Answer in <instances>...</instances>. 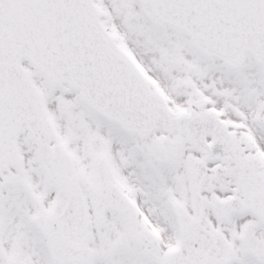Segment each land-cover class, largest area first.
<instances>
[{
  "label": "water",
  "instance_id": "1",
  "mask_svg": "<svg viewBox=\"0 0 264 264\" xmlns=\"http://www.w3.org/2000/svg\"><path fill=\"white\" fill-rule=\"evenodd\" d=\"M141 1L162 21L186 30L205 53L221 56L231 66L246 49L257 61L264 58V0ZM21 56L54 81L81 87L97 111L126 129L144 136L153 128H175L179 142L190 140L215 159L249 170L253 210L264 221V176L240 158L223 123L208 110L173 115L106 35L90 0H0V167L15 161L19 129L28 127L43 146L54 137L39 95L19 64ZM104 203L119 210L127 206L114 188ZM138 239L150 250L157 246L148 233Z\"/></svg>",
  "mask_w": 264,
  "mask_h": 264
},
{
  "label": "rangeland",
  "instance_id": "2",
  "mask_svg": "<svg viewBox=\"0 0 264 264\" xmlns=\"http://www.w3.org/2000/svg\"><path fill=\"white\" fill-rule=\"evenodd\" d=\"M93 3L99 12L101 23L113 36L115 43L129 55L152 89L163 95L169 108L174 111H191L197 104L204 101L206 107L222 110V117L226 122L242 121L245 127L237 130V133L254 135L258 140L257 142L264 148V122L262 120L264 115V78H261L264 76V66L256 68L250 60H246L245 68L242 71L225 75L219 63L203 57L199 58L191 43L189 45L185 39V46L181 44L182 41L179 39L178 42L182 45L179 49L175 45L169 46L167 49L161 34L154 30L152 23L154 16L148 8L140 7L136 0H93ZM177 54L191 64L199 65L201 67L199 75L183 73L177 65ZM27 69L41 92L47 115L57 133L58 144L64 146L68 152L65 172L66 177L70 179L66 183L61 181L65 173L56 174L57 191L48 189L42 179L39 183V176L41 175L42 178L43 173L39 163L32 158L29 151L34 148L35 143L29 138L27 132L20 136L19 144H21L20 147L24 152L25 166L20 165L18 167L17 176L23 178L26 176L25 183L30 182L32 187L31 192H29L22 190L21 186L18 185L16 187H13V184L9 186V189L12 190L11 195L16 196L13 193L15 188L21 191L19 198L24 209L19 211L14 208L6 215V228L2 231L0 229V232L6 236V244L2 245L0 255L15 257V262L12 261L10 264H46L47 240L35 227L37 219L40 218L37 214V211L40 212L37 208L39 194L45 206L42 216L50 214L48 206L53 201L56 205L53 213L65 212L63 216L67 235L65 241L72 242L70 245L74 247V243H77L82 256L88 254L89 264H138L144 257L139 253L141 251L139 248L132 247L125 250V245L123 250L118 247L115 254L109 255L107 253L108 248L105 244L107 240H103L101 236L104 235L107 238L108 235V239L113 244L116 243L115 239L118 235L114 225L121 224L119 231L122 236H119L124 239L125 229L122 226L123 222H121L123 219L113 214H107L105 221L109 225V232L107 233V230L101 226V218L94 216V213L98 212V208L89 203V193L80 189V184L74 182V176L80 173L92 179L94 175L98 174L96 170L98 161L91 157V153L94 154L99 146L105 148L104 145L106 144L114 160L113 172L118 171L116 174L121 175L119 182L125 187H131L132 196L136 199L140 210L143 211V206L149 214H152L156 213L157 210L163 211L164 208L161 198L156 197L153 200V196L161 192L159 191L161 187L157 186L156 188L152 185L149 175L144 171V169L152 168L133 164L134 170L131 171V175V166L128 169V163L123 166L118 163L123 152L118 150L117 142L124 140V135H122L119 126L100 119L81 103H75L74 99L67 93L68 88L62 86L58 88L50 84L35 70ZM202 84H205V87ZM242 84H246V87H242ZM213 88L217 90V94H213ZM57 92L62 93L61 98L57 97ZM144 148L146 149V147L139 149L143 150ZM181 162H185V160H181ZM129 174L132 176L131 180ZM161 177H165L166 181L170 179L169 181L173 182L170 172L162 173ZM29 178L32 180L29 181ZM89 182L92 183V181ZM70 191L73 194L78 193L79 197L75 195L71 200H68L66 194H70ZM218 196L220 197L221 193H218ZM82 201L88 206L87 222H84L83 214H81ZM75 202L80 206L78 209L73 206ZM34 215H36L35 218H33ZM216 215L218 218L223 216L218 209ZM229 220L228 225L231 228H237L241 225L233 217H229ZM228 233L229 231L215 232L214 234L221 236L227 243L226 245L221 238L216 239L219 246H222L221 252H227L230 245L232 250H235L241 258V241L235 240L232 243L230 236L227 237ZM157 235L161 248L155 256L160 258L163 250L177 245L178 234L172 231L170 226H166L165 230L157 229ZM201 242L207 241L199 239L194 246H202ZM147 262L158 264L157 260H151L150 257L147 258L145 264ZM232 264L237 263L233 262ZM241 264H247V261H243Z\"/></svg>",
  "mask_w": 264,
  "mask_h": 264
},
{
  "label": "flooded vegetation",
  "instance_id": "3",
  "mask_svg": "<svg viewBox=\"0 0 264 264\" xmlns=\"http://www.w3.org/2000/svg\"><path fill=\"white\" fill-rule=\"evenodd\" d=\"M131 157L134 158L132 156V152H131ZM123 161H127V158L124 157L123 158ZM197 195H199V193H197ZM98 198H99V196L97 197V199ZM97 199L94 200V203L97 202ZM187 203H188L189 206L193 207V201H192V199H187ZM172 205L176 208V205H175L174 202L172 203ZM204 206H205V208L207 210H210V203L209 202H206L204 204L203 203V199L200 198V209H202ZM100 209H101V206H100ZM182 209H184V208H182ZM122 215H125V214H122ZM132 216L134 218V224L132 223V220L128 219V222L130 224L131 229L133 227L134 228H137V227L140 228V227H142L143 225L139 224L136 221V218H135L134 214H132ZM194 218L195 217L193 216V218H188L187 220L183 221L181 223V227L185 231H191V230L193 231V230H196L198 228V222L200 221V218H197L196 220ZM156 222H158V221H156ZM132 232H134V231H132ZM245 233H247L246 234L247 238H249L253 243H258L259 244V247H258V254L260 255L259 260H260L261 263L264 264V234H263V232L259 229V227H258L257 224H255V223H248L245 226ZM206 256H208L209 258L213 259L216 255L213 254V255H206ZM206 256H204V257H206ZM175 262H176V260L175 259H172V263L174 264ZM5 264H8V263L5 262ZM190 264H197V263H195V261H190ZM198 264H203V259L201 260V262H198Z\"/></svg>",
  "mask_w": 264,
  "mask_h": 264
},
{
  "label": "bare ground",
  "instance_id": "4",
  "mask_svg": "<svg viewBox=\"0 0 264 264\" xmlns=\"http://www.w3.org/2000/svg\"><path fill=\"white\" fill-rule=\"evenodd\" d=\"M143 7H144V6H143ZM157 25L159 26V24H157ZM158 26H156V27H158ZM158 28L163 29V28H165V25H161V26H159ZM166 30H167L168 32L174 34V35H180V36H182V38L184 37V38L187 40V43L189 44V39H188L187 35H185V33H181V32H179V31H177V33H176V32H174V29L171 28V27H168ZM244 56H245V57H244ZM243 57H244V60H243V62L241 63L240 68H239L238 70H235L234 72L242 71V70L245 68L246 60H250V61H251L250 56H249L248 54H244ZM215 61H216V63H219L220 65L222 64L221 61L218 60V59H216ZM251 62H252V61H251ZM22 63L24 64V61H22ZM250 64H251V63H250ZM253 65H254L256 68H262V67L264 66V61H262V65H260V63L257 64V65H255V64L253 63ZM24 66H26V67L28 66L27 62L24 64ZM263 68H264V67H263ZM42 76H43V75H42ZM43 77H44V76H43ZM67 93L69 94V96H72V98H73L74 100H76L77 103H79V104L81 103V102H79V101H82V100H81V97H80V92H79V90H77V89H71V90L67 91ZM81 105H84V104L81 103ZM84 106H85V105H84ZM150 139H151V137L148 136V137L145 139V141H148L149 144L152 145V142H151Z\"/></svg>",
  "mask_w": 264,
  "mask_h": 264
}]
</instances>
